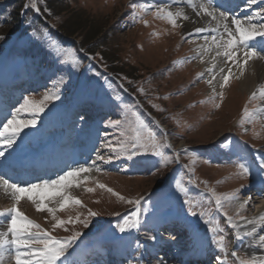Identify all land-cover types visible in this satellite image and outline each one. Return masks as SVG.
<instances>
[{"label":"rangeland","instance_id":"rangeland-1","mask_svg":"<svg viewBox=\"0 0 264 264\" xmlns=\"http://www.w3.org/2000/svg\"><path fill=\"white\" fill-rule=\"evenodd\" d=\"M201 2L207 0H195L196 4ZM30 3L31 0H0V128L11 119V113L23 103L25 95L39 102L63 76L65 82L58 85L60 99L46 102L44 112L35 117L36 126L25 128L11 149H16L28 135L34 138L31 143H35L38 137L56 132L68 137L61 149L71 150L74 157L81 159L78 167L93 170L81 174L80 180L84 176L88 179L79 187L75 186L73 194L69 193L82 204H69L56 212L63 220L70 217L75 220L77 216L80 220L87 219V228L81 223H67L53 229L55 221L52 219L48 222L24 215L57 239L67 238L73 232L82 233L70 247L81 254L82 251L94 252L96 242L100 241L105 251V257L100 260L106 258L107 264H124V259L138 264L135 258L146 253L142 250L143 242L155 244L162 235L175 239L171 253L175 261H179L186 251L197 250L194 239L187 241L185 236L190 230L201 233L212 250L211 260L220 257L225 263L239 264L243 258L254 257L248 250L239 246L233 248V245L252 239L243 235L245 230L239 228L238 223L241 216L248 217L255 211L249 204L259 201L256 194L251 195L250 202L241 209L238 199L247 200L245 191L251 181L255 182L253 186L264 188V169L259 168L264 158V112H259L251 122L244 117L246 106L249 112L264 107L259 91L264 88V82L248 90L239 81L237 65L222 55L216 56L218 50L223 52V47L213 50L212 44H207L210 47L204 44L201 35L215 36L213 31L197 33L195 29H208L211 22H217L203 14L196 16V10L187 0H36L39 12L30 6L25 8ZM217 3L213 0L214 7ZM141 4L148 10L141 11L138 7ZM251 5H248L251 8L248 15L256 18L260 13V25L264 24V0ZM238 6L246 5L241 2ZM157 8H167L173 13L182 9L193 24L178 18V26L173 27L166 19L157 18ZM234 17L242 21L244 15L238 13ZM231 27L234 29L235 25ZM217 35H223V39L218 40L221 45L228 39L224 30ZM11 37L14 45L6 67L2 68L11 43L6 41ZM53 40L61 48L75 52L80 61L78 69L59 62L63 57H57L49 47ZM201 43L205 54L214 53L207 66L201 58ZM242 52L240 49V59ZM261 54L264 55V51ZM217 57L223 64L218 73L211 67ZM229 68L232 76L227 86L221 88L223 75L228 74ZM213 76L219 81L215 86L208 83ZM253 92H257V96L250 99ZM15 94L23 96L13 105L11 98ZM21 118L33 117L22 113ZM137 118L145 127V137L150 130L159 143L170 145L162 150L172 158V163L165 166L162 158L152 155L151 150L143 154V149H139L141 154L131 159L127 153L117 155L122 151L121 143H130ZM113 121H120L119 126H113L110 123ZM109 143L115 152L107 146ZM99 156L104 159H98ZM240 162L250 168L247 178L238 175L236 165ZM70 170L67 167L48 180L57 179ZM178 181L187 195L176 187ZM99 184L106 188H100ZM197 184L200 187H196ZM86 188L94 191L87 192ZM107 188L125 199L120 200ZM209 189L222 198L239 190L238 198L222 199L223 207L219 209ZM142 197L145 198L139 204L140 228L121 233L117 226L137 210L136 205L126 201H140ZM261 198L264 200V196ZM185 199L198 203L199 206L192 209L197 215L191 214ZM53 207L58 209L59 204ZM202 209L210 213L206 218L223 229L218 235L226 237L225 250L212 243L213 234L206 228L209 225L198 215ZM89 210L97 215L89 216ZM221 210L233 218L237 229L227 223ZM161 223H165L166 231H161ZM237 231L242 239H236ZM261 231L259 229L255 236L261 235ZM152 236L156 238L150 239ZM121 244L128 248L127 257L122 259L118 257ZM76 251L69 258L71 264H76V260L79 264L98 263L96 258L78 261L82 256ZM233 252L236 255H232ZM149 258L147 264H157V256Z\"/></svg>","mask_w":264,"mask_h":264},{"label":"snow or ice","instance_id":"snow-or-ice-1","mask_svg":"<svg viewBox=\"0 0 264 264\" xmlns=\"http://www.w3.org/2000/svg\"><path fill=\"white\" fill-rule=\"evenodd\" d=\"M256 2L257 0H248L249 5ZM187 3L196 10V16L199 17L203 14L211 17L213 21L217 22L216 27H213L211 31L215 32L221 25L223 26V30L227 33L228 37L225 43L221 45L215 36L211 38L217 48L223 47L224 49L223 52L217 51L216 56L222 55L226 57L228 61H232L234 64L238 65L241 75H243L244 66L248 64L249 60H264V55L261 54L262 51H264V24L257 25L251 23V17H249V23L247 25L236 17H231L230 19L227 11L217 12V9L213 7V0H207L206 3L201 2L199 4H196L195 0H187ZM29 6L37 12L40 11L36 0H31L30 5L26 4L25 8H28ZM130 6L137 7V5ZM138 7L141 11L148 10V8L143 4L138 5ZM155 15L157 18L166 19L173 27L178 26V18H183L185 20L189 19L182 9H178L175 13H173L167 8H157ZM257 15H260V13H257ZM135 16L136 13L133 12V17L135 18ZM230 25H235V28L233 29ZM208 30L209 29L204 27H198L195 29L197 33H202ZM33 35H35V33H33ZM257 37H260L261 39L257 40ZM0 39H2V37H0ZM221 39H223V36H221ZM257 45L261 47L260 51L257 50ZM49 47L54 51L57 57H63V59L59 61L60 63L70 65L73 69L79 68L80 61L77 59L74 51L61 48L54 40L51 41ZM240 49H243L242 62L239 55ZM213 60H215V57H213ZM213 67H215V65H213ZM208 71L211 72L212 68H209ZM220 71L223 73L224 69L221 68ZM199 75L202 76L203 74L201 73ZM231 76L232 70L229 68L228 74L223 75V83L220 84L221 88L227 86ZM214 79L215 76L212 77V80ZM212 80L208 81L210 85L212 84ZM64 82L63 76H60L58 81H56L54 89L46 91L43 99L39 102H36L28 97L23 98V103L11 113V119H8L7 122L2 125V128H0V149H11L25 128L36 126L37 120L35 117L39 113L44 112L45 107H47L46 102L60 99L58 85L63 84ZM259 91L261 97L264 98V88ZM213 92H215V88H213ZM219 95L222 98L223 92L219 93ZM256 96L257 92H253L250 99H255ZM216 107H219V105L217 104ZM259 112H264V107H260L254 112H249L246 106L244 110V117L251 122L252 118ZM22 113L30 114L33 118L23 119L21 118ZM83 119L84 117L81 116V120ZM110 123L113 126H119L120 121H113ZM132 131L134 132V135L130 138V143H121L120 149L122 151L117 153V155L127 153L128 158L131 159L133 156L141 154L139 149H143V154H147L149 150H151L152 155L162 158L165 166L173 162L172 158L166 156L162 150L165 147H170V145L159 143L155 133L150 130L147 131V137H145V127L139 118H137L136 126L132 128ZM107 146L112 148L114 152L116 151L110 143L107 144ZM129 149L131 150L129 151ZM5 155V151L0 150V157H5ZM178 158L179 157L177 155V159ZM98 159H104V157L99 156ZM108 159L110 160L111 157ZM236 167L238 175L242 178H247L250 175V168L246 163L240 162L236 165ZM259 168L264 169V158H262L259 162ZM92 170L93 169L91 167H78L65 172L63 175L58 176L57 179L44 180L40 183H32L27 186H20L17 183L10 182L9 179L0 176V188H2L4 193L13 201L12 207L0 210V217H4L7 222L6 231H0V264H5L6 252L8 253L9 259L15 260V264H58V261H61V258L65 257V253L68 252V249L78 239V237L82 235V233L73 232V234L67 238L57 239L52 236L50 232L42 229L39 224L24 215V213L19 210L17 205L26 197L27 200L35 206L38 212L47 211L51 214L52 220L55 221V223L52 224L53 229L61 227L67 223H81L85 228H87V219L80 220L79 216H77L75 220H72L71 217L68 220H63L57 217L56 212L58 210H64L69 204H82L78 198L72 197L66 190L73 186L79 187L80 184L88 179L87 176H84L83 180H80L79 178L81 177V174L90 173ZM98 186L100 188H106L103 184H99ZM176 187L180 192L187 195L186 190L179 183V181L177 182ZM242 187L243 185L241 188ZM85 190L87 192L94 191L93 188H86ZM106 190L111 192L113 195L118 196L120 200L125 199L124 197L119 196L118 193L113 192L111 188H107ZM209 191L212 193L213 197H215L217 208L223 207L222 199L229 201L237 199L239 193V190H236L230 194L224 195L222 198L212 189H209ZM57 197H59V200H57V203L59 204L58 209L49 207L48 204L45 203V201H51ZM126 203L136 205L137 210L132 212L131 218H125L123 223L117 226L121 233L130 229L138 230L140 228L138 208L140 201L138 199L127 200ZM184 203L189 205L193 216L197 215V212L192 209L198 207V203H194L189 199H185ZM245 203L240 204L241 209L245 207ZM88 215L94 217L97 213L89 210ZM198 215L204 220L206 225H209L208 231L213 234V243H215L222 251L225 250L227 248L226 237L223 234L218 235V233L223 232L220 225L213 222L211 219L206 218L210 216V213L206 209L199 211ZM225 216L227 217V223L233 229H237L238 226L233 222V218L231 216H227L226 212ZM240 219L245 218L241 216ZM258 219L261 222V225L264 226V215L259 216ZM247 223L253 225V227L250 231L245 232L243 235L252 237L254 233L257 232V228L255 227L257 219H248ZM235 237L237 240L242 239L239 231L236 232ZM149 238L154 240L156 237L152 236ZM256 243L260 247H264V235H259ZM22 249H27V251H21ZM232 255H236V253L233 252ZM157 264H165V262L160 259L157 261ZM239 264H264V260L258 257H251L247 260H239Z\"/></svg>","mask_w":264,"mask_h":264},{"label":"bare ground","instance_id":"bare-ground-1","mask_svg":"<svg viewBox=\"0 0 264 264\" xmlns=\"http://www.w3.org/2000/svg\"><path fill=\"white\" fill-rule=\"evenodd\" d=\"M215 1L218 3L215 7L213 5V7L217 9V12L227 11L229 13L230 19L231 17H234L238 13H241L242 15H244V17H246V18L242 17V22H244L245 25L249 23V17L252 18L251 23L260 25L261 23L260 15H258L256 18L252 17L253 16L252 14L248 15V12L251 9L248 7L249 5V3L247 2L248 0H222V1L215 0ZM241 2H242V5H246V6L245 7L238 6L241 4ZM251 6H254V5H251ZM235 9H237L236 10L237 12L233 13ZM231 12L233 16L231 15ZM186 23L193 24L192 20H189V21L187 20ZM215 25L216 23L211 22L208 26L209 30L206 33L208 34L209 31H211V29ZM231 26L233 25H230V27ZM222 31H223V26H220L217 29V31L213 32V35H215L217 40L220 39L219 37L223 36V35H217L221 33ZM201 37L204 38L205 45L212 44L213 50L218 49L215 43L211 39L213 36H207L204 33L201 35ZM204 44L201 43L199 50L202 56L201 58L203 59V61L206 62L205 66H207L209 64L208 59L211 57V55H214V53H210L209 55L205 54L203 51ZM207 46L210 47L209 45ZM257 50L260 51L261 47L257 46ZM242 61H243V58H241V62ZM213 65H215L214 67L215 72L218 73L219 68L223 64H222V61L217 57L216 62L212 63L211 67H213ZM236 72L239 75L240 83L244 85L245 87H247L248 90H250L252 89V87L254 86L257 87L258 84L264 82V60H260V59L249 60L248 64L244 66L243 75L240 74V68L237 65ZM217 81H218L217 79L214 81L212 80L213 86H215L219 82ZM20 97L21 95L15 94L13 98H11L12 99L11 101L13 102V104L17 103ZM1 118L2 116L0 117V119ZM67 138H68L67 136L61 137L60 135H57L55 132L45 137L42 135L38 137L35 143H31L33 142L34 138L32 139L31 136L28 135L27 139H25L24 142H21L20 145L16 149H13L10 152H8L6 148L0 149V150L5 151V153L6 152L9 153V155H5V157H0V158H3L2 160H0V163H1L0 164V176H3L4 178L9 179L10 182L17 183L18 185L20 184L27 185V184H30L36 181L48 180L52 175L58 172L61 173L63 169L69 166L71 163L73 164L74 168H76V166L78 165L77 163H79L80 160L76 158V160L73 162L74 158H72V152H69V151L67 152L63 149H60V150L58 149L61 147L63 142L65 143ZM42 171H45V172L41 175L40 173ZM10 175H12V177L8 178ZM37 183H40V182H37ZM74 187L75 186L67 189L66 191L70 194H73ZM256 193L259 194L258 196L259 198L257 197V200L259 199V201H256L258 204L256 205L255 211L248 217H245V219L240 220L238 225H239V228H242L243 230H245V232H247V231H250L251 228L253 227V225H250L247 223V220L257 219V223L255 227L257 228V231L259 229H262L261 235H264V226L261 225V222L258 219L259 216L264 215V200L261 199V196H263L264 192L261 191V189H259L258 191H256ZM57 200L59 199L58 198L52 199L51 202H47L48 206L53 207L54 205H57L58 204ZM245 202L247 201L244 198L238 199L239 205ZM12 204H13V201L11 200V198L4 193V190L2 188H0V210L10 208L12 207ZM17 207L19 208L20 211H22L24 214H26L27 216L31 218H35L37 220L38 219L40 220L41 218H43V219H46L48 222H50L52 219L51 214H49L47 211L38 212L35 206L30 201H28L26 197L20 201ZM6 229H7L6 219L4 217H0V231H6ZM164 236L165 235H162V238H159L160 241H158L154 245H151L149 241H144L142 250L146 251V253L144 254L141 253L139 258H135L136 263L138 262V264H147L150 262V258H149L150 255L158 254L159 256L157 255V259L158 260L162 259L165 262V264H175L176 262H179L180 264H184L183 260L175 261V257L171 253V247H173V242L168 243L165 239H163ZM185 236L187 238V241H189L188 240L189 238L194 239V244L195 243L198 244L197 246L198 250L201 247V245L204 246L206 244L205 240H203L202 238L201 233H198L196 231L190 230ZM258 237L259 236L258 235L255 236V233H254L251 240L245 241L243 243L235 242L233 245V248L238 247V246L242 247L245 250H248V252H250L251 255H253L254 257H258L262 259L264 258V247H260L256 243V241L258 240ZM164 243L167 244L166 248L160 249V247H163ZM96 247L99 250L97 252L98 253L97 257L100 254L101 257L99 258H102L104 255H103V248L101 246L100 241L97 242ZM124 249L126 250L125 252H124ZM148 249H150V252H148ZM23 250L27 251V249H22L21 251ZM75 251L76 250L68 249L67 253L69 254V256L67 255L65 256L64 259L62 258L61 261H58V264H71L69 262V257ZM76 252H78V250ZM122 252H124L125 254L127 252V248H125L124 244L120 245L119 254H121ZM190 253L193 254L194 249H190ZM111 260H114V259H111ZM106 261L108 260L104 259L102 262H98L97 264H107L105 263ZM124 261H125L124 264H131V263L126 262V259ZM5 264H15V260L9 259L7 252L5 253ZM215 264H218V261H216Z\"/></svg>","mask_w":264,"mask_h":264},{"label":"trees","instance_id":"trees-1","mask_svg":"<svg viewBox=\"0 0 264 264\" xmlns=\"http://www.w3.org/2000/svg\"><path fill=\"white\" fill-rule=\"evenodd\" d=\"M15 1H20V0H15ZM73 30H74V29H73ZM93 36H94V35H93ZM11 39H12V37H11L8 41H6V42L9 43Z\"/></svg>","mask_w":264,"mask_h":264}]
</instances>
